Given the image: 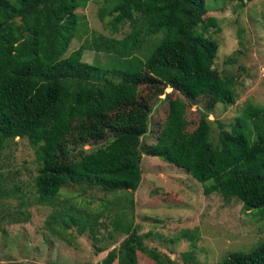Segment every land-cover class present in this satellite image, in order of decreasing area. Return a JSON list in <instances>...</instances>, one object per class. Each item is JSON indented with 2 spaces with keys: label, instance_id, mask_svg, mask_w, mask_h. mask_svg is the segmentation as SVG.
I'll return each instance as SVG.
<instances>
[{
  "label": "trees",
  "instance_id": "obj_1",
  "mask_svg": "<svg viewBox=\"0 0 264 264\" xmlns=\"http://www.w3.org/2000/svg\"><path fill=\"white\" fill-rule=\"evenodd\" d=\"M87 1L0 0V149L15 137H26L35 147L33 184L41 203H50L69 184L103 191L136 188L137 159L108 153H125L145 130L149 106L138 95L141 70L152 79L148 89L167 85L191 98L211 96L208 108L235 99L233 78L211 68L216 42L205 32L215 21L203 19L204 0H105L99 18L108 14L112 31L128 21L130 30L121 38L91 31L77 51L64 55L70 40L86 30L84 16L75 10ZM233 1L242 6L249 0ZM85 49L111 55L112 66L80 60L79 50ZM182 106L179 96L167 100L164 125L147 153L181 168L204 195L231 196L242 208H261L264 215V106L247 105L228 129L218 122L216 142L206 112L189 130L178 124ZM76 120L87 121L92 139L110 132L115 140L72 159L73 148L66 150L63 141ZM125 256L120 263L132 264ZM216 264H264V237L248 250L228 251Z\"/></svg>",
  "mask_w": 264,
  "mask_h": 264
},
{
  "label": "rangeland",
  "instance_id": "obj_2",
  "mask_svg": "<svg viewBox=\"0 0 264 264\" xmlns=\"http://www.w3.org/2000/svg\"><path fill=\"white\" fill-rule=\"evenodd\" d=\"M105 4L88 0L75 10L84 16L86 30L70 40L64 55L77 51L91 31L121 38L130 30L128 21L112 31L110 16L99 18L98 10ZM204 4L203 19L210 16L215 21L205 32L216 42L211 68L218 76L233 78L234 101L213 102L208 108L205 103L211 96L191 98L167 85L148 89L152 79L141 70L138 95L149 106L145 130L125 153L117 149L108 153L120 155L119 160L131 155L137 159L140 181L133 190L103 191L97 185L77 183L63 186L50 203L37 202L35 147L26 137L5 143L0 149V264H121V257L128 260L125 254L132 264H216L228 251L248 250L264 237L261 208L244 209L236 198L219 193L204 195L200 183L181 168L147 153L164 125L167 100L175 96L184 109L175 112L178 124L189 130L206 112L213 142L218 122L228 129L247 105L264 106V0H249L242 6L233 0H204ZM79 51L86 63L112 66L109 54ZM104 76L120 79L113 73ZM87 124L76 120L63 141L66 150L73 148L68 154L72 159L115 140L110 132L92 139ZM80 135L81 140L72 141Z\"/></svg>",
  "mask_w": 264,
  "mask_h": 264
}]
</instances>
